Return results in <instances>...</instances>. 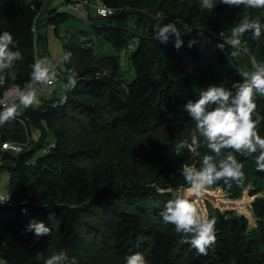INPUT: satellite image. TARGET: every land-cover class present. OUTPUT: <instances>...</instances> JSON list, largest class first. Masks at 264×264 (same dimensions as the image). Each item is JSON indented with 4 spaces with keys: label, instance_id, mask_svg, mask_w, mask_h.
I'll return each mask as SVG.
<instances>
[{
    "label": "trees",
    "instance_id": "1",
    "mask_svg": "<svg viewBox=\"0 0 264 264\" xmlns=\"http://www.w3.org/2000/svg\"><path fill=\"white\" fill-rule=\"evenodd\" d=\"M98 1L115 12L93 15L89 9L93 7L87 6L93 31L118 51L137 41L130 55L135 75L131 80L125 77L120 54L99 56L91 45L70 41L65 49L72 53L70 60L56 58L57 71L51 69L57 74L56 84L62 81L63 95L39 97V104L0 125L3 139L20 142L29 138L32 126L40 129L33 146L8 166L12 204L0 208V259L6 264H45L53 253L64 250L76 264H126L136 252L147 264H264V185L260 184L264 172L257 171L259 151L244 156L233 149L221 150L222 157L231 152L243 163V181L252 179L255 221L250 224L235 210L222 211L207 203L208 219L216 218V243L206 256L198 255L184 242L183 233L159 216L169 200L187 198L177 190L187 184L182 165L199 170L205 155H215L199 133L196 151L183 148L176 155L183 140L191 143L195 129L183 105L197 100L212 84L232 89L233 83H243L238 65L244 61L252 66L254 57L264 65V8L229 7L223 0H212L213 10L205 9L202 0ZM59 5L54 0H0V34H13L18 44L9 47L23 54L21 63L15 61L4 72L0 110L8 86L31 81L36 46L41 58H48L49 36L43 26L53 27L59 35V26L75 18L72 12L60 11ZM130 18L135 27L128 26ZM177 18L183 21L177 25L183 41L179 49L174 37L166 44L154 39V25ZM241 18L259 19L261 37L255 40L251 32L245 33L249 51L233 57L228 40ZM212 29L222 30L227 40L215 47L204 42L199 32ZM198 38L202 43L196 42ZM189 41H194L191 47ZM71 70L79 79L69 89ZM232 90L235 95L237 89ZM254 100L264 115V97L254 94ZM46 127L53 134L51 142H46ZM256 130L264 138V121ZM46 146L49 151L43 153ZM229 183L220 180L207 189L223 186L233 190V197L242 195L241 183ZM25 208L27 214L22 213ZM33 218L50 227V235L26 232Z\"/></svg>",
    "mask_w": 264,
    "mask_h": 264
},
{
    "label": "clouds",
    "instance_id": "2",
    "mask_svg": "<svg viewBox=\"0 0 264 264\" xmlns=\"http://www.w3.org/2000/svg\"><path fill=\"white\" fill-rule=\"evenodd\" d=\"M223 4L229 7L244 5L252 9L264 8V0H223ZM202 6L208 10L214 9L212 0H202ZM97 12L101 16H108L113 14L115 9L102 6ZM182 24L183 21L177 18L168 23L154 25V39L166 44L174 37V46L179 49L183 41L181 28L177 25ZM261 24L259 19H240L228 40L234 49L231 52L233 57L248 53V42L243 39L245 33L251 32L253 39H260ZM193 43L194 41H189V47ZM17 44L18 41L10 32L4 31L0 34V86L6 83L5 70L13 68L14 62L21 58L18 49L13 51L9 47L11 45L16 48ZM71 55V52H65L63 60H70ZM252 68V71L243 74V83H233L232 89H237L235 95L233 90L223 83L219 86L212 84L200 92L197 100H188L183 105L184 111L195 121V129L191 134V144L188 140H183L178 145L176 155H179V150L183 148L196 151L200 146L197 133L207 141L208 149L215 154L205 155L199 170L187 163L182 165V176L197 196L220 180H224L229 186L230 181L243 182V163L238 162L231 152L222 157V149H233L244 156H251L259 151L256 157L257 171L264 172V138H261L256 130L257 125L264 121V115L257 110L258 106L254 100V94L264 97V65L253 63ZM71 73L67 76L66 87L69 89L75 87L79 79L75 70H71ZM56 78V72L50 70L48 58H36L27 89L14 101L2 105L0 125L15 119L32 105L39 104L35 85L48 84L54 82ZM12 79H16L14 73ZM3 201V198H0V202ZM22 213L27 214V209H22ZM159 216L164 223L175 225L176 231L183 233L184 242L190 243L198 255L206 256L208 249L216 243V218L208 219L188 198L177 197L169 200ZM25 231L33 232L36 237H40L50 235L51 228L33 218L29 220ZM45 264H76V261L74 258L70 259L66 251L61 250L53 253ZM126 264H147V261L142 253L136 252L127 257Z\"/></svg>",
    "mask_w": 264,
    "mask_h": 264
},
{
    "label": "rangeland",
    "instance_id": "3",
    "mask_svg": "<svg viewBox=\"0 0 264 264\" xmlns=\"http://www.w3.org/2000/svg\"><path fill=\"white\" fill-rule=\"evenodd\" d=\"M95 1L96 0H92V3H94ZM49 8H53V5H50ZM89 9L93 15L96 14L92 8H89ZM59 10L72 12L65 5H62V4L59 5ZM38 12H41V11L39 10ZM72 13L75 15V18H71L68 22L63 23L59 26V30H60L59 35H57L55 33V30L53 27L46 26V25L43 26V29L48 30V36H49V53H48L49 64L56 61V58H59L60 61H62L64 53H65L66 45H68L67 43H70V41H72V43H75L77 46H79L81 44H83L85 46L91 45L92 47L95 48V53L99 56H102L105 54H109V55L120 54L123 73H124L125 77H127L129 80H131L133 78V76L135 75V71L133 69V66L131 65L130 55H131V52L137 47V41L135 40L128 48H125L121 51H118L114 48V46L107 39H103L100 35H97L93 31V28L91 25L92 24L91 19H89L85 15H80L78 12H75V11ZM41 16H42V20H44L45 17L47 16V12H44ZM135 25H136V22L134 21L133 18L128 19V26L129 27H131V26L135 27ZM220 31L223 32L222 30H220ZM86 41H88V42H86ZM35 52H36L34 54L35 59L41 58V55L39 53L40 48L38 46H36ZM22 58H23V54L21 55V58L18 60L20 63H21ZM17 69H19V68H16L14 70L16 71ZM14 70H10V71H14ZM238 70L243 75L245 73H249L250 71H252L253 68H252V66L249 65V63L247 61H244L238 65ZM29 82H31V81H29ZM29 82L27 83V85L29 84ZM37 85L38 84L35 85V88L37 87ZM56 85H57L56 92L52 96H55V97L62 96L63 92H64L62 81H59L58 84H56ZM39 97H43V96H41L39 93V95H37V98H39ZM34 105H36V104H34ZM47 133H48V135L46 138V142H51L53 140V134L50 131V129H48V128H47ZM39 137H40V129L35 127V126H32V134L29 136V138H27L26 140H23L25 143L28 144L26 148L28 149L31 146H33L34 141H36ZM135 139L138 142L141 141L140 138H135ZM31 141H32V143H31V145H29V143ZM189 144H191V143H189ZM147 146L148 145H146V149H147ZM17 155L18 154H14V158L11 160L4 158V163L6 164V166L3 168H0V191L1 192H4V193L9 192L8 166L14 165L16 163L17 157H18ZM248 180H249L248 182L245 180L241 183V187H242L241 191L242 192L245 190L246 187H248L249 185L252 184V182H251L252 179H248ZM260 184L264 185V179H260ZM187 188H191L188 183L186 185L185 184L180 185L179 187H177V190H178V192L185 194V189H187ZM228 190L229 189H225L224 187L222 190V189H220V186H218V187L213 188V190H211L210 192H208L206 190L202 191L199 194V196L203 197L204 201H206V203L212 202L211 203L212 205L215 204V205L220 206V207H230V208L240 209L242 211H246L247 208L246 207L241 208V204L245 200L247 201V203L249 202V199L247 200V198H248L247 193H245L243 195H239L238 197H233L232 195L228 196L227 193L225 192V191H227L228 193H230V192L233 193V190H231V191H228ZM191 193H192L191 197L196 196V194L193 190L191 191ZM205 194L207 196H205ZM239 197H241V198L237 199V200H233V198H239ZM197 200L199 201V199H197V198L193 199L192 201L196 204V206L199 208L200 211L203 209L204 212L206 211V213H207V211H209L206 209L207 206L205 207V205H203L202 209H201V206L197 202H195ZM208 200H210L211 202ZM247 215L250 217V220L253 219V217L251 216L250 213H247Z\"/></svg>",
    "mask_w": 264,
    "mask_h": 264
},
{
    "label": "built area",
    "instance_id": "4",
    "mask_svg": "<svg viewBox=\"0 0 264 264\" xmlns=\"http://www.w3.org/2000/svg\"><path fill=\"white\" fill-rule=\"evenodd\" d=\"M54 2L56 4H62L65 5L70 11L72 12H78L80 15H85L87 16V6H91L93 7L95 13L97 15V9L102 7V6H107L106 4L96 0L94 3H92V0H54ZM109 7V6H107ZM112 8V7H109ZM114 9V8H112ZM40 15V12L38 13ZM114 14V13H113ZM38 15V17H39ZM112 15V14H111ZM101 16V15H99ZM109 16V15H108ZM106 17V16H103ZM187 30L189 32H191L192 30L190 29V27H187ZM213 30V29H212ZM199 35H201L203 37V41L213 44V46L215 47L221 40L226 41L227 40V36L221 32V31H200ZM196 38V37H195ZM197 43H202V40L200 38L196 39ZM223 42H220L219 45H221ZM253 63L255 64H259L254 58L252 59V65ZM50 65V64H49ZM262 65V64H259ZM57 67H58V62L54 61V63H52L50 65V70L51 69H55V71H57ZM30 83V82H29ZM28 87V85L26 84L25 87L24 86H20L18 84H12L10 86L7 87L6 91L4 92V96L1 99V104L3 105L4 103H8V102H12L15 100L16 97L19 96V94H21L24 90H26ZM57 88L56 82H51L48 84H38L36 87L37 90V95H40L45 97V98H49L51 97L54 93L55 90ZM27 143L25 142H20V141H15V140H10V139H3V137L0 134V168H2V166L5 164L4 163V158L6 159H13L14 158V154H19L21 152H23L26 147H27ZM49 151V146H46L44 149H42L43 153H47ZM0 198H3V202H0V208L3 206H9L12 204V199H11V195L9 192L4 193L0 191ZM0 264H6V262L2 259H0Z\"/></svg>",
    "mask_w": 264,
    "mask_h": 264
},
{
    "label": "water",
    "instance_id": "5",
    "mask_svg": "<svg viewBox=\"0 0 264 264\" xmlns=\"http://www.w3.org/2000/svg\"><path fill=\"white\" fill-rule=\"evenodd\" d=\"M252 186V184L251 185H249L248 187H246L245 188V190L243 191V193H242V195L243 194H245V193H247V196H248V198H247V200L249 199V202L247 203V201L245 202V201H243L242 202V204H241V208H244V207H246L247 208V210L246 211H242V210H240V209H234V208H230V207H220V206H217V205H215L214 203V205H212L214 208H216V209H220V210H222V211H226V210H230V211H233V210H235V211H237V213L239 214V215H243V216H246L249 220H250V217L247 215V213H250L251 214V216L253 217V219L252 220H250V224H254V221H255V219H254V214H253V210H252V203H253V201L255 200V198H256V196H251L250 195V187ZM220 189H222L223 190V186H220ZM206 191H208V192H210L211 190H213V189H205ZM191 191H192V189L191 188H187V189H185V194H183L185 197H187V198H189L191 201L193 200V199H199V201L197 200V201H195V202H197L200 206H201V209H202V206L203 205H205V207L207 206L206 204V201H204V198L203 197H201V196H195V197H191ZM226 193H227V195L228 196H230L231 195V193H228L227 191H225ZM205 196H207L206 194H205ZM242 197V196H241ZM241 197H239V198H233V200H237V199H240ZM208 201H210V200H208ZM211 202V201H210ZM212 203V202H211ZM206 209H207V207H206ZM208 210V209H207ZM201 212L202 213H204L205 215H206V217L208 218V215H209V211H207V213H206V211L204 212V210L202 209L201 210ZM253 221V222H252Z\"/></svg>",
    "mask_w": 264,
    "mask_h": 264
},
{
    "label": "crops",
    "instance_id": "6",
    "mask_svg": "<svg viewBox=\"0 0 264 264\" xmlns=\"http://www.w3.org/2000/svg\"><path fill=\"white\" fill-rule=\"evenodd\" d=\"M51 5H53L54 6V4L53 3H51ZM50 6V2L48 3V7Z\"/></svg>",
    "mask_w": 264,
    "mask_h": 264
}]
</instances>
